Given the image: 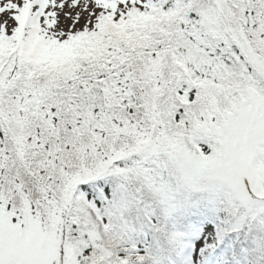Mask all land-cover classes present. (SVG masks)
<instances>
[{
  "label": "snow or ice",
  "instance_id": "1",
  "mask_svg": "<svg viewBox=\"0 0 264 264\" xmlns=\"http://www.w3.org/2000/svg\"><path fill=\"white\" fill-rule=\"evenodd\" d=\"M0 264H264V0H0Z\"/></svg>",
  "mask_w": 264,
  "mask_h": 264
}]
</instances>
